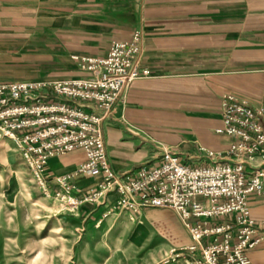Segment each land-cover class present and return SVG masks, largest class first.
<instances>
[{
    "label": "crops",
    "instance_id": "0c3cea01",
    "mask_svg": "<svg viewBox=\"0 0 264 264\" xmlns=\"http://www.w3.org/2000/svg\"><path fill=\"white\" fill-rule=\"evenodd\" d=\"M136 30L149 73L128 85L124 100L103 121L111 168L124 179L133 177L159 159L162 143L189 166L224 161L208 153L224 150L232 140L214 130L222 125V96L264 105V0H0V81L84 77L89 71L80 57L103 55L112 41H128ZM81 159L80 151H71L50 157L46 166L65 173ZM251 162L264 167V155ZM252 165H246L247 173ZM100 177L71 181L93 186ZM116 196L109 192L108 204ZM248 206L261 238L247 256L251 264H264V195L250 194ZM106 208H98L100 221L115 213L104 215ZM134 216L143 220L128 229L121 217L118 233L131 230L144 238L148 220L164 227L170 249L190 242L169 208L145 206Z\"/></svg>",
    "mask_w": 264,
    "mask_h": 264
},
{
    "label": "built area",
    "instance_id": "2783aa9c",
    "mask_svg": "<svg viewBox=\"0 0 264 264\" xmlns=\"http://www.w3.org/2000/svg\"><path fill=\"white\" fill-rule=\"evenodd\" d=\"M142 56L141 31L136 30L128 41H112L103 55L80 57L89 71L86 77L0 82V131L16 139L42 187L47 183L43 172L48 157L76 148L84 152L75 170L100 172L97 189L75 192L69 184L72 173L53 176L61 185L55 195L65 197L72 208L84 202L102 204L104 194L115 189L118 197L104 215L116 208L135 213L145 206L177 213L190 243L178 251L172 248V259L184 256L187 264H250L247 252L261 238L249 215L248 195H264V167L251 162L264 155V105H251L232 94L222 96V125L215 131L233 140L223 153H209L223 154L226 162L192 167L163 143L157 146L158 162L124 181L107 162L101 121L116 101L124 100L128 85L149 73ZM52 95L88 100L99 110L72 106ZM248 164L253 166L250 174ZM190 216L203 219L189 221ZM214 216L228 218L212 223Z\"/></svg>",
    "mask_w": 264,
    "mask_h": 264
},
{
    "label": "rangeland",
    "instance_id": "374dc122",
    "mask_svg": "<svg viewBox=\"0 0 264 264\" xmlns=\"http://www.w3.org/2000/svg\"><path fill=\"white\" fill-rule=\"evenodd\" d=\"M52 98L72 106H85L96 113L99 110L90 106L92 104H89L88 100L58 95H52ZM16 103L19 101L16 100ZM110 114L111 111L109 116ZM105 119L101 121L103 141V121ZM14 132L17 133L16 130ZM71 151H80L82 154V159L73 170L55 173L47 169V160L50 157ZM212 152L223 153V150ZM220 155L223 156V154ZM50 157L46 160L43 172L44 176L48 177L46 187H42L33 176L29 161L23 155L16 139L9 133L0 131V264H187L184 256L172 259L173 253L171 254L170 251L175 247L170 249L171 242L163 241H167L164 236V227L158 222L146 219L150 228L149 233L144 238H135L131 230L128 234L126 232L125 236L124 232L118 233L117 230V227L120 228L118 223L121 222V217H126L125 226H128V229L134 228L140 223L139 220H143L135 217L134 213L127 209L116 208L113 215L100 221L102 216L97 212L98 208L100 206H106V209L111 207L118 197L117 190L107 191L103 196L105 202L102 204L84 202L77 208H72L65 197L56 196L55 192L60 191L61 185L53 179V176L72 173L69 184L73 185L75 192H79L86 189H97L102 181V174L100 172L80 173L75 170L84 159V152L78 148ZM158 161L159 159L154 163ZM226 161L227 158L224 161L216 159L212 163ZM97 174L101 177L93 186L71 181L78 176L87 178ZM127 178L121 177L124 181L128 180ZM112 191H115L117 196L108 204L107 195Z\"/></svg>",
    "mask_w": 264,
    "mask_h": 264
}]
</instances>
